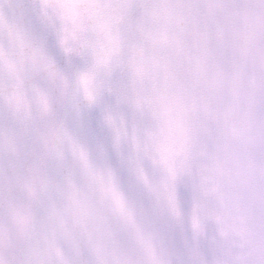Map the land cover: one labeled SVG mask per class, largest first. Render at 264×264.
Segmentation results:
<instances>
[{
    "label": "snow or ice",
    "instance_id": "snow-or-ice-1",
    "mask_svg": "<svg viewBox=\"0 0 264 264\" xmlns=\"http://www.w3.org/2000/svg\"><path fill=\"white\" fill-rule=\"evenodd\" d=\"M0 264H264V0H0Z\"/></svg>",
    "mask_w": 264,
    "mask_h": 264
}]
</instances>
